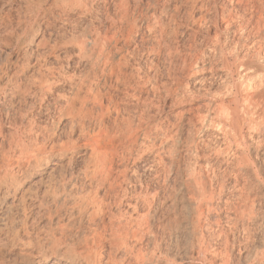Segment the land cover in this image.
<instances>
[{
    "label": "bare ground",
    "instance_id": "bare-ground-1",
    "mask_svg": "<svg viewBox=\"0 0 264 264\" xmlns=\"http://www.w3.org/2000/svg\"><path fill=\"white\" fill-rule=\"evenodd\" d=\"M218 161L245 260L200 231ZM171 243L264 264V0H0V264H164Z\"/></svg>",
    "mask_w": 264,
    "mask_h": 264
},
{
    "label": "rangeland",
    "instance_id": "rangeland-1",
    "mask_svg": "<svg viewBox=\"0 0 264 264\" xmlns=\"http://www.w3.org/2000/svg\"><path fill=\"white\" fill-rule=\"evenodd\" d=\"M150 2H148L147 4H146V6L145 7H147V6H149L148 4H149ZM200 37V36H199ZM179 39H180V41H181V44H182V42H185L186 43V40H185V38H183V37H181V35L179 34ZM199 40H200V38H198ZM184 40V41H183ZM184 44V43H183ZM141 50H143V49H139L138 51H137V53H135V55L136 54H138L137 55V57L138 58H136V56H135V62L139 65V66H141V67H145L147 70H149L150 69V60H149V58L152 56V54H149L147 51H145V50H143V51H141ZM135 51V52H136ZM146 52V53H145ZM139 53H140V55H139ZM142 54V55H141ZM147 55V56H146ZM144 57H146V58H144ZM143 58V59H142ZM148 58V59H147ZM139 59V60H138ZM142 61H141V60ZM145 60V61H144ZM148 60V61H147ZM147 62V63H144V62ZM141 63V64H140ZM142 63H144L146 66H144V64L142 65ZM147 66H149V67H147ZM77 70L78 68H76V66H72L71 68H70V71L71 70ZM72 70V71H73ZM72 73V72H71ZM210 75V76H209ZM207 79H206V84H205V86L207 85V88L206 87H204L205 89H208V88H210L211 86L210 85H212V84H210V83H212V82H215V80H216V76L215 75H212V74H210V73H208L207 74ZM215 76V77H214ZM212 81V82H211ZM208 82H210L209 84L210 85H208ZM151 84H147V86L145 87L146 88V90H145V92L147 93V95L144 93V95H146V96H144V98H148V97H150V99L149 100H146V102H151V99H153V102H159V101H161V100H163L162 99V97L164 96V94H160L159 92H157L156 90H152L151 89V86H150ZM208 86H210V87H208ZM149 89L152 91V93L149 91ZM161 93H163V92H161ZM150 94H152V95H150ZM149 95V96H148ZM155 95V96H154ZM160 95V96H159ZM156 97L155 99H154V97ZM159 98H158V97ZM162 96V97H161ZM177 95L175 94L173 97H172V99L173 98H175ZM161 97V98H160ZM155 100V101H154ZM50 102H53V101H50ZM143 102V101H142ZM47 107H45L44 109H42V111L41 112H39L40 111V109L38 110L37 109V111L35 110V112H36V115H37V117H39V120H41V118H42V120L41 121H45L46 120V118H48V116H49V112H48V108L46 109ZM43 111L45 112V113H43ZM40 113V114H39ZM44 115H43V114ZM40 116H39V115ZM42 115V116H41ZM79 161V160H78ZM142 164V163H141ZM144 164V163H143ZM223 166H222V165ZM225 164V165H224ZM227 164V165H226ZM216 165H219V166H216ZM226 166V167H225ZM140 167H143L142 165L140 166ZM232 165L230 164H228V163H225V162H222V161H218V162H215V173H214V175H215V178H214V184H216V185H214V189H215V195H214V198H213V203H215V201H216V203H215V205L213 206L212 205V207L211 208H209V209H205V211H204V213L201 215V220H200V231H201V233H203V234H205L206 235V237H207V239H208V243H209V245L211 244V242L212 243H214L213 244V246H212V244L210 245V247L212 248V250H215V251H225V250H223L224 248H223V246L225 245L226 247L225 248H228L229 250H230V248H231V251H232V253H233V256L234 257H236V258H240V257H242V258H244L245 257V255L247 256V254L249 253V251L250 250H253L252 248V244H254V241H256V235H257V232H256V230H249V231H247V226L244 224V220H243V218L241 217V214H239L238 212H237V208H236V206L238 205V199H236V201H235V196L234 195H232V193L234 192V180H235V178H234V174L231 172L232 171ZM226 168H228V169H226ZM230 169V170H229ZM141 170H142V168H141ZM220 170V171H219ZM225 170H226V172H225ZM229 173V174H228ZM223 174V176H220V175H222ZM227 175V177H228V179L226 178V175ZM225 175V176H224ZM233 176V177H232ZM144 178L142 179L143 181H142V184L144 185V183L146 182V183H148L147 182V179H149L147 176H143ZM221 177H222V180H220L221 179ZM231 178V179H230ZM145 179V180H144ZM216 179V180H215ZM218 179V180H217ZM234 179V180H233ZM226 180V181H225ZM145 181V182H144ZM149 181H150V179H149ZM219 181V182H218ZM226 182V183H225ZM146 183H145V185H146ZM225 183V184H224ZM233 185H232V184ZM220 184V185H219ZM155 185V186H154ZM232 185V186H231ZM153 186L154 187H156L157 186V184L155 183V184H153ZM217 186H219V188H217ZM228 186H229V188H228ZM224 188V189H223ZM226 188H228V189H226ZM232 189V190H231ZM218 190L220 191V193L218 192ZM223 190V191H222ZM228 190V191H227ZM222 191V192H221ZM224 193V194H223ZM234 194V193H233ZM220 195H222V196H220ZM227 195H228V198L230 199V200H232L233 201V204H231L232 203V201L230 202V204H229V199L227 198ZM225 196H226V198H225ZM223 197H224V199H223ZM233 197V198H232ZM232 198V199H231ZM215 199V200H214ZM228 200V201H227ZM218 201H219V203H218ZM226 201H227V203H226ZM222 203V205L224 204V203H226V205L224 204V206L228 209H226L224 206H222V205H220ZM220 205L222 208H220V206H218V205ZM231 205V206H230ZM235 205V207H233ZM198 206V205H197ZM229 206H230V208H229ZM219 209H218V208ZM224 207V208H223ZM233 207V208H232ZM196 205H192V204H188V206H187V215H188V219H189V217H191V215L194 213V214H196ZM236 208V209H235ZM212 209V210H211ZM214 209V210H213ZM219 211H218V210ZM224 209V210H223ZM235 210V211H234ZM208 211H209V213H208ZM232 211V212H231ZM198 213V212H197ZM205 213H206V215H205ZM212 213V214H211ZM221 213V214H220ZM234 213H235V215H234ZM238 213V214H237ZM259 213L260 212H256L255 214H253V215H251V221L253 220V218H255L254 220H257V218H258V215H259ZM226 214V215H225ZM229 214V215H228ZM225 215V216H224ZM231 215V216H230ZM234 215V216H233ZM229 216V218H225V217H228ZM260 216V215H259ZM222 217V218H221ZM234 217V218H233ZM209 218H212V219H209ZM225 218V219H224ZM236 221V223H235V221H233V219ZM215 220V222L213 223V221ZM228 219V220H227ZM204 220V221H203ZM220 220H221V222L223 221V223H224V221H225V225H223V223H220ZM229 220H231V222L229 221ZM239 220H240V223H239ZM233 221V222H232ZM241 221H242V223H243V225H242V223H241ZM246 221H248V219H246ZM201 222H203V223H201ZM206 224H205V223ZM213 224H212V223ZM219 223V224H217L218 226H220V231H219V227L215 224V223ZM226 222H227V224H226ZM228 223L231 225H228ZM234 223H235V225H234ZM202 224V225H201ZM205 224V225H204ZM238 224H240V225H238ZM43 225V226H42ZM41 226L43 227V229H45L47 226L43 223ZM46 227H45V226ZM215 226V228H214V226ZM233 225V226H232ZM204 226V227H203ZM206 226V227H205ZM217 226V227H216ZM224 226V227H223ZM235 226V228L234 229H232L233 227ZM210 227H211V229H210ZM228 227V228H227ZM240 227H243V228H240ZM204 228H206V229H204ZM222 228H223V230H222ZM208 229H210V232H208L209 230ZM214 229V230H213ZM218 229V230H217ZM228 229V230H227ZM243 229V230H242ZM203 230V231H202ZM208 230V231H207ZM229 230H230V232H229ZM216 231V232H215ZM224 231H225V233H227V234H225L224 233ZM247 231V232H246ZM206 232L208 233V234H206ZM216 233V235H215V233ZM222 232L224 233L223 234V236L224 235H226V239H225V237H223V238H221L220 237V235L219 234H221V236H222ZM243 232V233H242ZM217 233H219V234H217ZM238 233H239V235H238ZM248 233H250V235L248 234ZM214 234V235H213ZM246 234H247V236H246ZM253 234H255L254 236H252ZM208 235V236H207ZM231 235L232 236H234V237H231ZM240 235H242V236H240ZM244 235V236H243ZM188 236H189V234H188ZM210 236V237H209ZM218 236V237H217ZM231 237V240H230V237ZM239 237V239H238V237ZM249 236V237H248ZM212 237V238H211ZM213 237H214V240H213ZM252 237H253V239H252ZM217 238H219V239H217ZM234 238V239H233ZM245 238L246 239V241L245 240H243V239ZM247 238H248V240L250 241V242H252L251 243V246H250V242L248 241L247 242ZM215 239H217V240H215ZM224 242V240H226L224 243L222 242V241ZM238 240V241H237ZM243 240V241H242ZM253 240V241H252ZM233 241V242H232ZM240 241V242H239ZM243 243H242V242ZM217 242H219V243H217ZM222 244H221V243ZM236 242H237V244H236ZM239 242V243H238ZM249 243V245L247 244V243ZM215 243H217V245L215 244ZM226 243V244H225ZM228 243V244H227ZM241 243V244H240ZM246 243V245L244 246V244ZM144 244V243H143ZM176 243H171V244H169V249H170V251L172 250V252H171V254H172V259H170V260H168L166 263L164 262V264H188L189 263V259L188 258H185V256H181V254L183 253V254H185V252H184V248L179 244V243H177L176 245H175ZM236 244V245H235ZM240 244V245H239ZM218 245H219V249L217 248L218 247ZM220 245H222V246H220ZM142 246H144V245H142ZM174 246V247H173ZM236 246V247H235ZM238 246V247H237ZM246 246H250L249 248L248 247H246ZM144 247H146V246H144ZM181 247V248H180ZM215 247V248H214ZM222 249H221V248ZM243 247H244V250H243ZM246 247V248H245ZM172 248V249H171ZM173 248H178V250L176 249H173ZM180 248V249H179ZM238 248H239V250H238ZM241 248H242V250H241ZM246 249V250H245ZM249 249V250H248ZM248 250V251H247ZM175 251V252H174ZM179 253H178V252ZM235 251H237V252H235ZM238 251H239V253H238ZM235 252V253H234ZM250 252H252V251H250ZM235 254V255H234ZM239 254V256H237ZM241 255H243V256H241ZM178 257V258H177ZM185 259H184V258ZM182 258V259H181ZM177 259V260H176ZM218 259V258H217ZM184 260V261H183ZM220 260V259H219ZM243 260H245V258L243 259ZM182 262V263H181ZM243 262V261H242ZM125 264V263H124ZM192 264H199L197 261H192ZM242 264H247L246 262L244 263H242Z\"/></svg>",
    "mask_w": 264,
    "mask_h": 264
}]
</instances>
